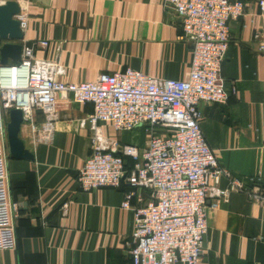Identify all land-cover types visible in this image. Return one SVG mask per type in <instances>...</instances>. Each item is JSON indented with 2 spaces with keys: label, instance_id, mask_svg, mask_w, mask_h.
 <instances>
[{
  "label": "crops",
  "instance_id": "crops-1",
  "mask_svg": "<svg viewBox=\"0 0 264 264\" xmlns=\"http://www.w3.org/2000/svg\"><path fill=\"white\" fill-rule=\"evenodd\" d=\"M8 1H16L28 15L23 39L49 43L46 49L37 47L36 56L59 59L66 69L63 81H93L128 67L163 80L188 78L193 45L183 38L175 11L162 0L0 4ZM241 1L244 15L229 24L221 68L229 98L224 104L201 103L199 109L208 145L245 191L208 200V233L199 264H264V204L251 196L252 191L264 195V13L261 0ZM92 112V104L61 99L48 140L37 134L46 120L41 110L24 118L20 138L33 159H8L11 200L18 208L17 246L0 250V264H134L135 213L122 203L126 193L135 191L132 206H138L149 192L127 182L119 188L80 189L78 173L91 154L90 127L82 128L80 121ZM99 129L119 144L145 148L149 141L144 128L116 132L101 123ZM220 187L226 189V179Z\"/></svg>",
  "mask_w": 264,
  "mask_h": 264
},
{
  "label": "built area",
  "instance_id": "built-area-1",
  "mask_svg": "<svg viewBox=\"0 0 264 264\" xmlns=\"http://www.w3.org/2000/svg\"><path fill=\"white\" fill-rule=\"evenodd\" d=\"M180 20L183 38L193 45L191 68L186 80H163L133 68L100 74L93 81L62 80L66 69L59 59L36 56L46 41L22 40L21 62L12 65L10 76L0 65V250L17 246V204L10 195L9 149L5 137L6 116L18 108L24 118L35 109L46 117L37 132L48 140L55 131V109L68 100L92 104L93 112L80 121L89 125L91 154L78 173L82 191L119 188L127 182L149 192L148 199L132 201L135 191L125 194L122 207L135 213L130 255L134 264H199L208 233L210 199L231 192H244V184L221 166L201 128V103L224 104L229 98L221 80V68L230 43L232 20L244 15L241 0H162ZM264 13V0L259 2ZM22 32L28 15L20 7L15 17ZM264 51V46H261ZM9 79V80H8ZM9 81V83H8ZM233 89L231 94L234 95ZM101 123L116 132L144 128L149 136L145 148L112 142L100 133ZM129 162V163H128ZM226 179V189H221ZM255 202L264 195L252 191Z\"/></svg>",
  "mask_w": 264,
  "mask_h": 264
},
{
  "label": "water",
  "instance_id": "water-1",
  "mask_svg": "<svg viewBox=\"0 0 264 264\" xmlns=\"http://www.w3.org/2000/svg\"><path fill=\"white\" fill-rule=\"evenodd\" d=\"M19 13L20 6L16 1L0 4V65L7 69L8 78L12 65L21 62L22 44L20 42L24 38V33L19 21L15 18ZM10 61L14 64H10ZM23 122L22 110L15 108L9 111L6 125L9 157L15 160H32L33 155L25 148L20 138Z\"/></svg>",
  "mask_w": 264,
  "mask_h": 264
},
{
  "label": "trees",
  "instance_id": "trees-1",
  "mask_svg": "<svg viewBox=\"0 0 264 264\" xmlns=\"http://www.w3.org/2000/svg\"><path fill=\"white\" fill-rule=\"evenodd\" d=\"M129 163V162H128Z\"/></svg>",
  "mask_w": 264,
  "mask_h": 264
}]
</instances>
